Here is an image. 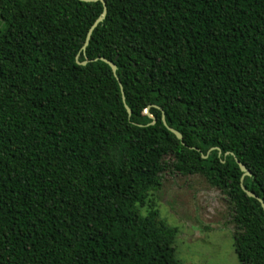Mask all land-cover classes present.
I'll return each mask as SVG.
<instances>
[{
  "label": "trees",
  "instance_id": "1",
  "mask_svg": "<svg viewBox=\"0 0 264 264\" xmlns=\"http://www.w3.org/2000/svg\"><path fill=\"white\" fill-rule=\"evenodd\" d=\"M105 3L82 50L101 1L0 0V264H178L131 208L169 168L264 264V0Z\"/></svg>",
  "mask_w": 264,
  "mask_h": 264
},
{
  "label": "rangeland",
  "instance_id": "2",
  "mask_svg": "<svg viewBox=\"0 0 264 264\" xmlns=\"http://www.w3.org/2000/svg\"><path fill=\"white\" fill-rule=\"evenodd\" d=\"M131 208L157 228L174 232L170 245L178 264H241L228 199L202 174L169 168Z\"/></svg>",
  "mask_w": 264,
  "mask_h": 264
},
{
  "label": "water",
  "instance_id": "3",
  "mask_svg": "<svg viewBox=\"0 0 264 264\" xmlns=\"http://www.w3.org/2000/svg\"><path fill=\"white\" fill-rule=\"evenodd\" d=\"M82 1L90 2V1H97V0H82ZM99 1L102 2L103 10H102L101 14H100V15L94 20V22H93V23L91 24V26L89 27V29H88V31H87V34H86V37H85V40H84V43H83V45H82V47H81L82 50H85L86 45L88 44V41H89V39H90V35H91L93 29H94V28H95V27H96V26H97V25H98V24L104 19L105 15H106L107 7H106L105 0H99ZM96 59H101V60H103L104 62H106V63L111 67L113 73L116 75V68H117L116 64H115L113 61H111V60H109V59H107V58H104V57H98V58H93V59H86V60H84V61H82V62H80V63L85 64L87 61H90V60H96ZM119 84H120V88H121V92H122V99H123L124 105H125V107H126V110H127L128 114L130 115V114H131V109H130V107L125 103L124 93H123V89H122V85H121L120 81H119ZM145 112H147V111H145ZM162 119L164 120V113H163V112H162ZM154 121H155V119L153 120V122H154ZM165 124H166V123H165ZM166 126H167V128H168L171 132H173V133L176 135V137H177L178 139L182 140V134H181V132H179L178 130H176V129H174V128L168 126V125H166ZM217 148H218V147H217ZM204 156H205V155H204ZM236 161H237V163H238V165H239V167H240V169H241V171H242V176H241V180H240L241 188L243 189V191H244L248 196H251V197H254V198L258 199V201L261 203V206H262L263 211H264V201L262 200V198H260V197H259L257 194H255L253 191L247 189V188L242 184V178H243L245 175H251L250 170H249V169L245 166V164L242 163L241 161H239V160H237V159H236Z\"/></svg>",
  "mask_w": 264,
  "mask_h": 264
}]
</instances>
